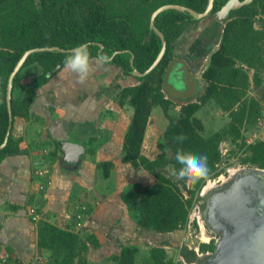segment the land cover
Listing matches in <instances>:
<instances>
[{"label":"trees","instance_id":"obj_1","mask_svg":"<svg viewBox=\"0 0 264 264\" xmlns=\"http://www.w3.org/2000/svg\"><path fill=\"white\" fill-rule=\"evenodd\" d=\"M227 1L214 0L210 15ZM117 2L122 0H0V146L9 125L7 81L17 62L26 51L35 48L65 50L31 53L14 76L10 100L12 126L5 146L0 149V165L8 158L26 153L21 147L25 123L38 121L34 108L47 97H54L53 89L61 81L58 77L70 54L66 51L87 43L93 61L98 57L106 58L100 63L112 65L136 82L123 88L113 84L112 88L118 90V105H127L133 111L123 136L120 162L128 164L134 175L138 171L145 173L146 177L141 176L147 180L130 182L122 190L120 200L137 230L163 240L161 245L150 248L143 264H192L197 261L194 251L178 246L179 258L172 262L167 259L163 244L170 246L173 235L185 228L193 203L199 200L198 193L209 178L218 175L217 168L224 156L221 142L228 140L239 145L243 152L241 165L264 170V139L248 144L244 135V131L254 130L262 117L259 101L248 97V73L254 71L252 82L259 85L260 74L264 71V28L255 29L254 21L264 14V0H252L230 11L218 48L211 53L201 75L207 84L203 94L195 102L181 105L177 113H170L173 103L162 92L163 81L172 62L174 41L188 25L198 20L187 12L173 9L159 13L154 24L164 35V55L142 77L132 75L131 56L134 69L144 73L159 54L161 41L149 28L150 16L156 9L163 5H180L203 13L208 0H137L128 8L123 7L125 11L121 12L113 10ZM34 64L40 67V74L32 85L17 94L20 71ZM57 66L60 68L53 72ZM208 103L225 113L229 121L223 130L203 137L204 124L195 114ZM155 107L162 109L167 125L162 135L155 137V152L144 155L146 130ZM181 133L187 138L176 140ZM94 150L88 153L93 156ZM178 151L207 156V177L192 186L167 177L163 173L165 168L171 167L174 172L181 167L175 159ZM96 166L104 179L110 177L114 167L111 161L98 162ZM75 220L77 222L76 216ZM36 223L38 250L50 252L52 264L87 263L89 251L100 246L92 233L73 232L45 220ZM117 242L111 256L113 263L137 264V245L124 244L119 239ZM211 249L205 244L200 247L201 252ZM10 260L12 264H22L16 257Z\"/></svg>","mask_w":264,"mask_h":264},{"label":"crops","instance_id":"obj_2","mask_svg":"<svg viewBox=\"0 0 264 264\" xmlns=\"http://www.w3.org/2000/svg\"><path fill=\"white\" fill-rule=\"evenodd\" d=\"M225 23L209 15L188 25L174 41L171 63H174L176 72L180 74L185 70L196 84L191 99L175 102L167 95L163 81L162 92L176 109L195 102L203 94L207 84L201 75L211 53L218 48ZM254 28H264V14L256 17ZM114 69L115 78L121 75L119 79L124 83L92 81L103 73L101 69H95L94 75L90 74L83 83L67 76L53 89L54 100L47 97L34 108L33 112L39 113L34 116L39 120L24 125L26 133L21 147L26 153L8 158L0 165V256L9 254L22 264H32L36 257H40L42 260L38 264H52L51 253L38 250L37 223L32 222L28 214L31 207L37 208L42 220L55 226L95 235L100 246L89 251L84 264H114L111 256L116 251L118 239L124 244L138 245V252L142 250L137 240L144 233L135 228L120 200L122 190L141 174L138 171L134 175L128 164L120 162L123 136L133 111L127 105L119 106L118 97L110 98L111 93L118 92L112 88L113 84L123 88L136 82L121 73L118 76L119 70ZM253 74V70L248 73V97L257 99L262 106L258 125L264 120V71L260 74L259 85L252 82ZM206 106L209 115L219 111L226 116L212 103L203 107ZM153 109L142 150L144 155L155 152L153 143L157 139L154 137L157 130L153 132L151 125L155 122L152 120ZM33 125L37 129L31 130ZM64 142L82 146L83 153L77 160L64 158L59 145ZM88 150H94V155L91 156ZM102 161H111L114 165L108 179L102 178L97 169L96 164ZM77 214L81 215L79 227L75 220Z\"/></svg>","mask_w":264,"mask_h":264},{"label":"water","instance_id":"obj_3","mask_svg":"<svg viewBox=\"0 0 264 264\" xmlns=\"http://www.w3.org/2000/svg\"><path fill=\"white\" fill-rule=\"evenodd\" d=\"M214 0H208L203 13H198L180 5H163L156 9L150 16L149 28L159 37L162 47L153 64L144 72L140 73L133 67V56H131L132 75L142 77L148 74L160 61L165 52L166 42L164 35L154 24L155 17L169 9L187 12L194 19L210 15ZM252 0H228L220 10L212 14L218 21H226L232 10L247 5ZM65 50L56 47L35 48L26 51L11 72L6 86V104L9 115V125L6 136L0 149L7 142L12 126L11 114V90L14 76L22 67L26 57L34 52ZM72 50L66 52L71 53ZM57 66L53 72L57 71ZM60 150L64 158L77 160L83 153L80 145L64 142L60 143ZM204 188V187H203ZM200 198L203 209H199L204 220L205 227L218 235V240L211 254L197 256L199 264H264V170L254 167L239 168L234 176H228L226 182H220L214 190ZM197 261L193 264H198Z\"/></svg>","mask_w":264,"mask_h":264},{"label":"rangeland","instance_id":"obj_4","mask_svg":"<svg viewBox=\"0 0 264 264\" xmlns=\"http://www.w3.org/2000/svg\"><path fill=\"white\" fill-rule=\"evenodd\" d=\"M136 1L137 0H122V2H117L115 4L116 7L113 10L117 11V12L125 11V10H123V7L128 8L127 6L129 4L131 6V5L135 4ZM152 5H154V4H152ZM152 5L151 6L148 5V6L152 8ZM177 66L178 65H176V67ZM95 69H101L103 71V73L98 74V76H95L96 80L93 79L92 81H98V80L99 81H109V82L115 81V83L120 81V83H124L123 79H119V78H122V76L119 78L118 77L115 78L117 73H115V69L112 65H105L104 63H97V62L93 61V71L91 72L92 75H94ZM40 72H41V69L37 64L31 65L29 67L22 69L20 71L19 80L17 83V91H18L17 94L18 93L21 94L26 87L32 85L34 78L37 75H39ZM104 72H105V75H104ZM174 74H175V76H174ZM119 75H120V72L118 71V76ZM59 76L60 77H58V78H60V80H65L66 77L68 76V78L72 77L71 79L73 81L78 82L77 75L70 72L66 68L63 69V71L60 73ZM88 78H90V77H88ZM164 83H165V87H164L165 91H166L167 95L170 97L171 101L181 102L184 99L189 100L195 95L196 84H195V82H193L192 77H190L185 72V70L180 74L178 72H176L174 63H171L170 69L168 68V70L166 72V77H165ZM115 92H117V91H115ZM117 93H111L110 98L112 99L113 96H115V98L117 99V97H118ZM112 94H115V95H112ZM54 98L55 97H50L49 99L54 100ZM178 110L179 109H176V107H174V105H173L170 113H177ZM34 113L36 115H39V113H37V112H34ZM153 113L155 115H154L152 120H154L155 122H152L151 125L153 128V132L157 130V133L154 134V137H156V135H158V134L162 135V133H163V131L167 125V119L164 117L162 109L160 107H155L153 109ZM195 116L197 118H199L204 124V131L202 133L203 137H208L216 131L223 130L225 128L227 122L229 121L227 115L226 116L224 114L221 115V113H219V111L216 114H214L212 112V114L210 113V115H209V110H208L207 106L200 108L196 112ZM34 129H37V127L35 125H33L31 127V130H34ZM24 132L26 133V127H25ZM244 132H245L244 135H245L246 139L250 140L252 138V134L254 131L248 130V131H244ZM220 149L222 151H226V153L222 158V162L219 164V166L217 168L218 175L216 177L209 178L204 185L205 188L207 186H209L210 184L214 185L213 188L214 187L216 188V186L219 185L220 182H223V183L226 182L227 177L230 176V174H231L229 171L232 169H235L237 171V170H239V168L249 167V166H243L240 164V159L243 157V152L239 149L238 144H232L228 140H225V141L221 142ZM140 173L141 174L137 175L138 178L134 181H141L143 183H144V181L146 182L147 180L145 178L146 177L145 173H143L141 171H140ZM163 173L167 177L171 178L173 181L178 183V179L176 178L175 175H173V169L171 167L165 168L163 170ZM141 175L142 176L144 175L145 177H142ZM182 192L185 194L184 191H182ZM200 192L198 193V196H197V198L199 200H197L196 202L193 203L194 208L196 206L198 207L197 211H199V209H203V205L201 202L202 200L200 198ZM77 202H78V200H77ZM193 209L190 211L187 225L180 232L173 235L170 246H167V245L165 246V244H163V247L166 249V252H167V259L172 261V262H176L177 259L179 258L178 257V250H177L178 246H185L186 248H188L189 250H192V251L199 249V254L203 253L204 255H206V253H208V254L212 253V251L215 247V243L218 240L217 234L208 230L207 228H204L203 222L199 218V213L196 211H195V213H193ZM200 229L202 232V236L200 234ZM206 230H207V232L208 231L210 232L208 234V236L211 237L209 244H205L200 240V239H202L204 242L208 241V237L206 235ZM151 236H148L147 234L138 236L137 244H140V246L142 247V250L138 252L137 264H143L144 258L146 256V254H149L148 251L152 246L162 244V242H163L162 237L157 238V237H155V235H151ZM203 244L207 245L208 247H211L212 249L201 252L200 247ZM175 245H177V246H175ZM197 262H198V264L200 263V261H197ZM104 263L108 264V262H104Z\"/></svg>","mask_w":264,"mask_h":264},{"label":"clouds","instance_id":"obj_5","mask_svg":"<svg viewBox=\"0 0 264 264\" xmlns=\"http://www.w3.org/2000/svg\"><path fill=\"white\" fill-rule=\"evenodd\" d=\"M104 59L106 58L98 57L97 63L102 62ZM64 67L76 74L81 83L85 82L93 71V58L90 54L89 45L82 43L73 48L71 53L65 58ZM186 138L181 133L176 137V140L183 141ZM175 159L181 167L178 171H174L173 175L177 179L183 180L188 186L195 185L207 177L209 172L207 156L178 151Z\"/></svg>","mask_w":264,"mask_h":264},{"label":"built area","instance_id":"obj_6","mask_svg":"<svg viewBox=\"0 0 264 264\" xmlns=\"http://www.w3.org/2000/svg\"><path fill=\"white\" fill-rule=\"evenodd\" d=\"M264 139V120H260L259 124L257 125V129H255L254 133L252 134V138L250 140L247 139V143L250 144L252 142H255V141H262ZM221 153L222 155H225L226 151H222L221 150ZM194 208V207H193ZM192 208V209H193ZM191 209V210H192ZM198 207L196 206L194 209H193V213L196 211V212H199L197 211ZM28 214L30 215L31 219L34 221V222H37L39 220H42V216L40 215V213L38 212L37 208L35 207H31L29 208L28 210ZM80 216L79 214H77V223H76V226L79 227L81 224H80ZM197 220V219H196ZM200 234L202 236V232H201V229H200ZM203 243L205 244H209V238H208V241L207 242H204L202 239H200ZM195 253L200 256L202 255L203 253L199 254V249H196L194 250ZM208 254V253H206ZM12 257L9 255V254H5V255H2L0 256V264H12L11 263V259ZM41 258L40 257H36L35 260L32 261V264H38L41 262Z\"/></svg>","mask_w":264,"mask_h":264},{"label":"bare ground","instance_id":"obj_7","mask_svg":"<svg viewBox=\"0 0 264 264\" xmlns=\"http://www.w3.org/2000/svg\"><path fill=\"white\" fill-rule=\"evenodd\" d=\"M231 174H230V177L231 176H234L237 172H238V170L236 171L235 169H232V170H230L229 171ZM213 186L214 185H212V184H210L209 186H207L206 188L204 187L203 188V191H202V195H206V194H208V193H210L212 190H214L215 189V187L213 188ZM195 213V212H194ZM199 213V218H200V220L203 222V226H204V228H206L205 227V224H204V220H203V218H202V216H201V213L200 212H198Z\"/></svg>","mask_w":264,"mask_h":264},{"label":"flooded vegetation","instance_id":"obj_8","mask_svg":"<svg viewBox=\"0 0 264 264\" xmlns=\"http://www.w3.org/2000/svg\"><path fill=\"white\" fill-rule=\"evenodd\" d=\"M209 233H210V232H209V231L207 232V230H206V235H207V237L209 238V242H210L211 237L208 236ZM209 242H208V243H209ZM193 251H194V250H193ZM194 252H195V251H194ZM195 254H196V253H195ZM203 255H204V254H203ZM197 256H198V255L196 254V257H197ZM197 258H198V257H197ZM197 263H198V262H197ZM192 264H193V263H192Z\"/></svg>","mask_w":264,"mask_h":264}]
</instances>
